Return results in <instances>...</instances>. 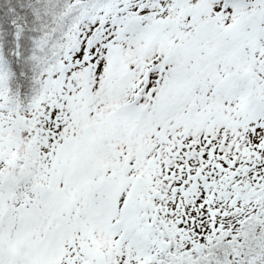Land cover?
Here are the masks:
<instances>
[{
  "label": "snow or ice",
  "instance_id": "6c2138e0",
  "mask_svg": "<svg viewBox=\"0 0 264 264\" xmlns=\"http://www.w3.org/2000/svg\"><path fill=\"white\" fill-rule=\"evenodd\" d=\"M0 264H264V0H0Z\"/></svg>",
  "mask_w": 264,
  "mask_h": 264
}]
</instances>
